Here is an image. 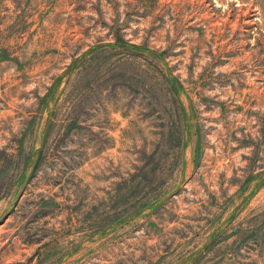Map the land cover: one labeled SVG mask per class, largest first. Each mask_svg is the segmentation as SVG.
<instances>
[{
  "label": "rangeland",
  "instance_id": "rangeland-1",
  "mask_svg": "<svg viewBox=\"0 0 264 264\" xmlns=\"http://www.w3.org/2000/svg\"><path fill=\"white\" fill-rule=\"evenodd\" d=\"M0 264H264V0H0Z\"/></svg>",
  "mask_w": 264,
  "mask_h": 264
}]
</instances>
